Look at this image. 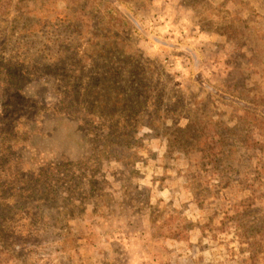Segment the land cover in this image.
<instances>
[{"label": "rangeland", "instance_id": "rangeland-1", "mask_svg": "<svg viewBox=\"0 0 264 264\" xmlns=\"http://www.w3.org/2000/svg\"><path fill=\"white\" fill-rule=\"evenodd\" d=\"M0 264H264V0H0Z\"/></svg>", "mask_w": 264, "mask_h": 264}, {"label": "trees", "instance_id": "trees-1", "mask_svg": "<svg viewBox=\"0 0 264 264\" xmlns=\"http://www.w3.org/2000/svg\"><path fill=\"white\" fill-rule=\"evenodd\" d=\"M113 68H110L107 73V79L112 81V78H109V75L111 74V71ZM142 68L135 69V71H127L124 70L121 71V69L116 70V74L118 77L124 76L125 83L122 86V88L117 89L116 99L118 98L121 104L125 107L124 112L129 119H127L128 123H125L124 128L121 129L120 132H122V136L126 139H130L134 136V133L136 132V129H138L141 126V122H144L145 119H148L146 128L151 129L152 131H157L162 128L164 125V121H166L170 116L176 115L177 112L181 111L182 109L177 108L176 110L174 108H171L170 106L164 107L165 110H161L163 108V105L160 103L158 99L157 101H154V104H152L151 107H149V104L147 103V90L154 91L150 88V85H146L144 83H141L139 79L142 76ZM113 72V71H112ZM125 73V74H124ZM111 76V75H110ZM114 79V78H113ZM106 80V77H105ZM104 80V82H105ZM115 80V79H114ZM131 81V82H130ZM133 81V82H132ZM14 86H17V82L13 83ZM110 85H113V83L110 82ZM109 85V86H110ZM126 92V95L123 96V92ZM158 93L160 94L162 90L157 87ZM161 95V94H160ZM98 102H100V106H105L107 102H112L113 95L111 93L106 95H98ZM118 104V103H116ZM181 104V101L177 102V106ZM101 114L105 111V109L100 110ZM177 118H181L180 115ZM191 122L188 117V123L183 128H176L177 132L180 135V138H183L184 136L189 135L190 129H191ZM116 133V137H119ZM178 140V138H176ZM206 141V139H205ZM181 144V143H180ZM198 144L201 145V142L198 141ZM204 145L207 146V143L204 142ZM221 143L218 141L215 143L214 148L216 151H221ZM214 150V151H215Z\"/></svg>", "mask_w": 264, "mask_h": 264}]
</instances>
